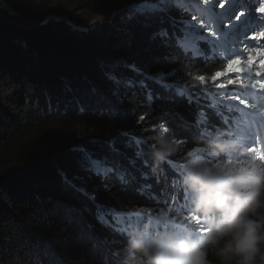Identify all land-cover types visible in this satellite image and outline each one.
Here are the masks:
<instances>
[{
	"label": "trees",
	"instance_id": "16d2710c",
	"mask_svg": "<svg viewBox=\"0 0 264 264\" xmlns=\"http://www.w3.org/2000/svg\"><path fill=\"white\" fill-rule=\"evenodd\" d=\"M198 1L217 8L218 0H158L145 6L153 28L161 22L167 28V40L164 45L157 41L144 54L142 36H125L123 17L111 18L126 0H0V264H136L127 248L133 228L153 240L170 234L205 237V224L193 213V197L184 183L189 166L200 161L213 168L236 160L246 127L255 130L252 144L261 140L252 113L258 102L252 100L251 79L236 75L231 82L230 75L220 87L208 81L217 73L215 78L222 77L233 60L254 57L260 46L216 32L206 11L197 8ZM218 20L223 24L224 17ZM102 61H136L171 70L177 96L173 114L181 121L165 113L155 98L160 91L155 84L148 85L151 100L143 87H121L114 96L113 85L100 71ZM120 74L139 79L123 67ZM197 76L207 82L201 84ZM90 81L114 106L111 122L91 114L74 118V96L90 107L97 104L88 91ZM161 122L169 126L167 133ZM119 129H127L142 145L124 190L111 173L83 174L74 151L83 145L127 168L134 150L119 157L108 150L109 132L123 145L124 138L116 136ZM160 135L174 149L163 159L155 156ZM218 138L231 142L234 150L214 153L209 145ZM62 173L69 180L80 173L89 191L97 189V200L129 214L122 217L117 261L109 246L78 225V214L92 205L68 187ZM166 203L177 214L172 209L165 214ZM94 212L85 213L93 224ZM96 232L102 238L113 235L99 225ZM207 260L222 264L212 248Z\"/></svg>",
	"mask_w": 264,
	"mask_h": 264
},
{
	"label": "clouds",
	"instance_id": "9594fccd",
	"mask_svg": "<svg viewBox=\"0 0 264 264\" xmlns=\"http://www.w3.org/2000/svg\"><path fill=\"white\" fill-rule=\"evenodd\" d=\"M155 140L158 159L174 150L164 135ZM256 143L262 145L261 140ZM209 148L216 154L234 150L222 138ZM184 183L193 197V213L205 224V237L170 234L153 240L133 228L127 248L136 264H208L209 248L216 250L222 264H264V177L193 161Z\"/></svg>",
	"mask_w": 264,
	"mask_h": 264
},
{
	"label": "snow or ice",
	"instance_id": "6c2138e0",
	"mask_svg": "<svg viewBox=\"0 0 264 264\" xmlns=\"http://www.w3.org/2000/svg\"><path fill=\"white\" fill-rule=\"evenodd\" d=\"M158 0H126L125 7L120 9H114L111 12V18L115 19L117 16H122V32L125 36H134L139 33L143 38V52L149 50L157 41L161 45H164L167 40V28L161 26L158 28H153L152 24L147 20L148 12L145 8L146 4H156ZM255 39V37H253ZM249 62L252 58L249 57ZM256 63L264 68V50H262L260 57L252 63V67H255ZM125 68L128 72L132 73L135 77L139 79L125 78L120 74V68ZM245 67L242 59L233 60L226 67L225 74L228 72L235 73L232 76L231 82H235V76L240 75L241 69ZM100 71L103 75L104 80L110 82L113 87V95H117L121 87L134 88L143 87L147 91L148 99H153L152 89L148 85L155 84L160 90L155 93V98L162 102V107L165 109V113H172L173 117L181 121V117L175 116L174 109L176 107L175 100L177 96L175 95V89L171 87L174 83L175 77L172 75L171 70H165L162 68H154L151 65L141 66L140 63L136 61H131L121 65L118 61L112 62H101ZM251 71V69H249ZM257 76L264 75L262 71H256L254 73ZM219 75V73L215 74ZM215 75L211 77V81L215 82ZM195 80L199 81L201 84L207 82L206 77L197 76L194 77ZM224 81H221L218 87L223 86ZM69 91H71V86H69ZM89 93L93 97H97V104L95 107H90L89 104L83 99L74 96L72 102L75 105V119L83 120L86 115L91 114L96 120L100 121H112L113 114L115 112L114 106L105 97L98 87L89 82ZM144 117L141 116V120ZM94 126V125H92ZM160 129L167 133L169 131V126L166 122H161ZM117 137H123V145H118L116 139L112 137L111 132L106 134V139L108 142V150L113 156L119 157L126 155V150H134L132 157L128 158V167L124 168L117 161H110L107 156L99 157L90 152L83 145H77L74 149L79 154L80 168L83 174L95 175L98 171L103 170L105 173H111L115 182L119 183L124 190L125 186L131 181L129 179L132 176L131 169L136 168L137 160L140 159L141 152V140L134 138V136L127 129H119L116 131ZM179 139V138H177ZM62 179L72 189L73 192H78L84 195L89 200L92 205L91 208H85L83 212L78 214V225H82L89 234L98 240L100 243L105 244L110 247L112 257L117 261L116 252L118 251L119 241L123 238V227L124 221L122 217L129 215L128 213L122 212L119 208L111 205L104 204L97 200L95 187L91 191L81 182L84 176L80 173L74 175L70 180L65 174H61ZM146 179L147 176L145 175ZM135 179V177H132ZM145 187H150L145 185ZM106 190H111V186H105ZM96 223L93 224L87 220L85 213L93 214ZM71 211V210H70ZM99 225L101 228L108 230L113 235L108 237H100L96 232V227ZM107 264V260H106Z\"/></svg>",
	"mask_w": 264,
	"mask_h": 264
},
{
	"label": "rangeland",
	"instance_id": "374dc122",
	"mask_svg": "<svg viewBox=\"0 0 264 264\" xmlns=\"http://www.w3.org/2000/svg\"><path fill=\"white\" fill-rule=\"evenodd\" d=\"M196 4L198 9L206 11L212 19V22L218 17H225L226 20L223 22V25L219 26L217 24L214 27L216 32L224 33L228 36L230 35V38L235 39L238 43L247 41L249 43H257L260 46L259 51L254 57L245 54V58L243 59L245 67L240 70L242 74L237 76H247L251 78L253 82L251 93L254 101H258L259 103L258 108L253 110L252 113L261 128L262 145L258 146L257 144L251 143V147L256 148L251 156H240L234 161L218 163L213 168L225 165L230 167L233 172L241 175L264 177V173H260V170H264V164L253 165V158L262 159L260 151H264V75L257 76L254 73L256 71L264 72V68H261L259 63H256L255 67H252V63H255L260 57L262 50H264V0H251V2L250 0H218L215 4L217 7L216 9H214L213 6L211 7L207 2L198 1ZM96 23L98 22H94L92 26H95ZM82 29L85 30V27H82ZM259 32L263 33L260 34ZM253 37H255V39H253ZM249 57L252 58L251 62H249ZM249 69H251V71H249ZM230 75H235V73L229 72L222 77L215 78L214 83L211 79L208 82L220 85L221 81L223 79H228ZM244 149H246L244 150L245 152L249 151L247 150L249 149L248 147H244Z\"/></svg>",
	"mask_w": 264,
	"mask_h": 264
},
{
	"label": "bare ground",
	"instance_id": "6f19581e",
	"mask_svg": "<svg viewBox=\"0 0 264 264\" xmlns=\"http://www.w3.org/2000/svg\"><path fill=\"white\" fill-rule=\"evenodd\" d=\"M250 2H251V0H250ZM157 4V3H156ZM154 6V4H152V6L151 7H153ZM226 19H225V17H224V21H225ZM213 23H214V27L218 24L219 26H221V25H223L219 20H218V18H216V19H214V21H213ZM215 29V28H214ZM252 100H254V99H252ZM254 132H255V130L252 128V126H251V128L249 127V128H244V133L241 135L242 136V139H243V141H245V145H238L236 148H237V152H238V154L241 156V157H243L244 155H248V156H251L254 152H255V149L256 148H254V147H251V142L253 141L252 140V135L254 134ZM244 147H248L249 149H247V150H249L248 152H245L244 150H246V149H244ZM228 152V151H227ZM260 154L262 155V159H257V158H253L254 160H253V165L254 164H264V151H260ZM239 157V156H238ZM237 157V158H238ZM236 158V159H237ZM264 170H260V173H264L263 172ZM257 172V171H256ZM163 206H165V210H164V212H165V214H168V213H172L175 209L172 207V205L171 204H169V203H166V204H163ZM171 209L173 210V211H171ZM160 211H162V210H160ZM174 214H177V211H174ZM165 217V216H164ZM166 218V217H165Z\"/></svg>",
	"mask_w": 264,
	"mask_h": 264
},
{
	"label": "water",
	"instance_id": "95a60500",
	"mask_svg": "<svg viewBox=\"0 0 264 264\" xmlns=\"http://www.w3.org/2000/svg\"><path fill=\"white\" fill-rule=\"evenodd\" d=\"M155 5V4H154ZM146 7H151L152 6V4H146L145 5Z\"/></svg>",
	"mask_w": 264,
	"mask_h": 264
}]
</instances>
